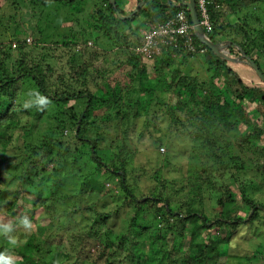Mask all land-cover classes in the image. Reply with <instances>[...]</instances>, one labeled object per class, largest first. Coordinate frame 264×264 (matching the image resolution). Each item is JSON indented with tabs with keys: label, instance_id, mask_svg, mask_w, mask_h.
<instances>
[{
	"label": "trees",
	"instance_id": "1",
	"mask_svg": "<svg viewBox=\"0 0 264 264\" xmlns=\"http://www.w3.org/2000/svg\"><path fill=\"white\" fill-rule=\"evenodd\" d=\"M113 1L114 4L110 0H31V5L35 3L43 10L52 8L48 10L53 15L52 22H65L70 17V21L77 23L79 13L90 19L88 30L81 28L77 36L66 29L65 41L60 46L53 42L58 47L67 51L78 47L80 52H86L90 32H94L95 45L102 41L100 52L97 49L86 52L88 60L79 63L72 58L66 70L56 71L50 64L42 66V62L26 60L24 56L11 65L4 64L11 56L13 39L18 42L15 47L21 48L18 30L9 38L7 48L2 46L6 51H1L0 57V168L10 163L6 156L7 143L15 132L22 142L15 146L17 155L10 163L16 172L15 186L4 189L0 176V210L12 220V231L0 234L1 264L5 260L9 264H55V255L68 257L55 249L48 251V261L41 255L46 241L39 242L37 237L50 230L51 221L37 227L29 236L20 235L21 239H17L16 235L15 244L10 240L16 234L13 228L22 224L25 217L30 222L35 221L33 211L41 210L52 217L61 204L74 197L73 194L60 198L57 189L52 190L45 177L54 173L58 163L67 156L94 163L117 178L120 192L124 194L121 207L131 205L133 209L127 232L117 241H112L106 232H109L107 221L120 207L113 212H94V218L82 233L64 232L54 236L60 246L73 244V241L78 245V259L67 264H85L84 261L113 264L110 257L116 252L112 249H125L124 259H130L133 264H166L174 252L178 253L176 264H226L223 248L239 226H247L258 218L260 206L243 190L236 195L231 186H217L216 183H221L218 181H223L226 173L233 177L234 173L245 169V162L239 157L247 152L245 147L251 154L247 159L257 154L256 167L264 171V146H261L264 141V83L250 66L253 62L264 76V0H204L210 26L209 31L203 28L204 33L214 44L230 43L222 56L201 44L191 28L185 35L176 36L170 45L157 40V52L138 53L137 49L144 43V30L176 25V15L180 12L191 26L187 9L181 6L187 0H144L140 10L130 19L122 17L131 14L143 0H128L127 10L123 5L127 0ZM195 5L201 21L197 0ZM197 57H202L205 64V76L201 78L183 70L189 60ZM105 59L116 70L128 67L125 75H119L128 82L119 83L114 74L105 78L107 64L102 62ZM95 60H99L98 65L93 62ZM241 65L252 75L241 72ZM55 110L60 115L56 118L44 116L48 123L39 126L42 116L54 114ZM163 114L195 148L191 156L195 176L188 183L187 199L180 202L165 198L161 193L162 185L157 194L133 195L126 179L122 149L116 160L106 161L98 155L101 135H87L101 124L109 128L121 124L124 134L129 133L137 140L141 135H137L138 123L142 118L144 129L154 126ZM23 123H28L30 129ZM241 127L243 132L239 131ZM231 136L234 145H231ZM209 191L217 194L214 206L205 199ZM237 196L249 214L252 212L247 218L238 215L241 208L234 210L238 205ZM79 198L82 200V196ZM150 210H153L151 222L157 232L149 234L148 239L151 245L158 246L148 252L147 238H138L145 234L146 227L141 226L139 232L134 231V227ZM80 211V208L68 212L62 209L55 215L57 219L63 214L74 217ZM201 230L208 232L206 239L196 240L194 237ZM187 231H190L187 247L180 243L173 253L162 249L169 238L173 240V232L186 237ZM157 251L161 255L156 259ZM94 252L97 254L95 261L89 260ZM8 256L16 260L11 262Z\"/></svg>",
	"mask_w": 264,
	"mask_h": 264
},
{
	"label": "rangeland",
	"instance_id": "2",
	"mask_svg": "<svg viewBox=\"0 0 264 264\" xmlns=\"http://www.w3.org/2000/svg\"><path fill=\"white\" fill-rule=\"evenodd\" d=\"M126 4L123 3L125 10H127V6H130L128 0ZM50 9L52 8L43 10L41 6L35 3L31 5V0H0V57L2 55L1 51H6L2 46L6 47L9 38L17 34L15 30L19 32L18 40L19 44L21 43V48H16L15 46L16 43L18 45V42L14 39L12 40L11 56L9 59L4 60V64L11 65L21 56H24L26 60L42 62V66L50 64L56 71H61L68 69L72 58L75 62L79 63L88 60L89 57H87L86 52H91L96 49L100 52L102 41H98L100 46L94 44L92 39L94 32H90L89 34L91 35L87 37L89 47L86 52H80V48L78 47L67 51L53 43L58 42L60 46L61 42L65 41L63 33H65L66 29H71V32H74L76 36L79 35L81 28L85 27L88 30L90 19L84 18V15L79 13L77 14L79 17L77 23L70 21V17L65 22H52L53 15L48 11ZM34 42L36 43L34 44ZM224 53L226 54V51ZM98 61L95 60L93 62L95 65H98ZM102 62L104 65L107 64L105 78L114 74L119 83H122L123 80L128 82L124 77H119V75H125V72L129 70L128 67L116 70L108 64L109 60L105 59ZM246 68V66L241 65L239 69L241 72L251 76V71L249 69L246 70ZM111 70H113V73ZM183 70L186 74L190 73L197 78L205 76L203 58L197 57L196 59L189 60L183 66ZM56 112L55 110L54 114H44L42 117L52 115L56 118L60 115ZM161 116L154 126H149L144 129L142 128V118L141 123H138L137 135H141H138L137 140L128 132V134H124L125 128L121 124L113 125L110 128L109 126L101 124L96 130L91 129L87 135L90 137L95 133L101 135L100 152L98 155L106 161L109 159L116 160L119 150L122 149V155L126 162V179L133 195L140 197L148 193L157 194L162 185L164 188L161 193L165 198L173 202H180L182 199H187L189 191L188 183L195 176V169L191 163L192 149L195 150V148L190 140L180 135L179 130H175L177 125H174L169 117L165 114ZM46 123H48V120L44 117L39 123V126ZM23 126L26 129H30L28 123H23ZM239 131L243 132L242 127ZM231 141V145H234L233 136H231ZM21 142L22 140L18 139L17 132H15L11 142L7 143L9 146L6 156L10 163L12 159H15L14 156L17 155L15 146L21 144ZM158 143H161V146H158ZM261 146H264V141L261 142ZM244 150L247 151L244 153L245 157L243 153L239 154V157L241 161L245 162V169L239 173H234L235 176L233 177H229L226 173L224 180H220L218 182L221 183L216 184L217 186L225 184L231 186L236 195L239 194V191L243 190L247 197L253 199L260 205L257 215L258 218L256 217V220L247 226H239L231 241L223 248V252L226 264H264V171L256 167L257 154L254 153L251 158L247 159V156L251 155L249 152L250 149L245 147ZM10 163L4 165V169L3 167L0 168V176L4 180L2 184L4 189L6 186L13 188L16 183L13 181L16 172ZM53 167L49 168L51 169ZM190 176L192 179H189ZM45 177L48 178V185H52V190L57 189L60 198L74 194V197H68L69 199L60 205V208L56 210L57 213L55 214H60L62 209L68 212V210H77L80 208L81 211L76 213L74 217L70 214H63L59 219H57L55 214H52V217H50L47 214H43L41 210L33 211L35 221L30 222L31 227L25 228L23 224L16 225L13 228L16 234H13L10 240L12 238L15 239L16 235L17 239H21L20 235L29 236L36 231L37 227L45 226L51 221L52 225L50 226V230L42 236L37 237L39 242L46 241L41 247V255L42 257L45 256V260L47 259L48 261L50 260V257L47 256L48 251L55 249L68 257L65 256L64 258V255L57 254L53 262L55 264H67L78 259V245L76 241H73V244L71 242V244L65 243L64 246H60L58 239L54 238V236H60L64 232L82 233L88 224H90L92 218H94V212H113L118 210L117 207H120L117 213L107 221L110 230L108 229L107 231L109 232L106 233L112 241H117L121 235L127 232V226L131 221L133 209L131 205H123L121 207L124 194L120 192L117 178L106 174L94 163H84L83 159L79 160L74 156H67L58 163L57 170L54 173ZM209 192L208 194L206 193L207 195H204L205 199L209 200L210 206H214V197L217 194L212 191ZM79 195L82 196V200L79 198ZM206 196H209V199ZM67 202L68 204L66 206L65 204ZM236 202L238 205L234 210L241 208L239 209V216L247 218L248 215L252 214V212L249 214L250 211L241 205L239 196L236 197ZM86 208L91 209L85 210ZM146 213L147 217L144 220L139 219L134 227V231L139 232L142 228L141 226L146 227V229H143L146 231L145 234L141 237L138 236V238H140L139 240L144 239V237L147 238L146 250L149 252L150 249H156L158 246L151 245L148 239L149 234L153 235L157 230L151 222L153 210ZM11 223L12 220L5 215L3 210H0V226ZM207 233L206 230H201L194 238L200 241L205 240ZM0 234H3L2 229H0ZM185 234L186 237H181L178 233L173 232V240L169 238L168 243H164L162 249L167 253H173L179 248L180 243L183 244V247H187L190 231H187ZM112 251L116 252L110 257L113 260V264H133L130 259H124L125 249H112ZM159 251L155 255L156 259L161 255ZM33 253V255H37L35 252ZM96 256L97 254L95 252L91 253L89 260L95 261ZM8 259L11 262L16 260L10 256H8ZM177 260L178 253L174 252V256L166 264H176ZM2 261L3 258L0 256V264ZM100 262H103V260ZM83 263L90 264L86 261Z\"/></svg>",
	"mask_w": 264,
	"mask_h": 264
},
{
	"label": "built area",
	"instance_id": "3",
	"mask_svg": "<svg viewBox=\"0 0 264 264\" xmlns=\"http://www.w3.org/2000/svg\"><path fill=\"white\" fill-rule=\"evenodd\" d=\"M197 2L202 14V18L199 23L202 29L205 28L207 31H209L210 26L208 24L203 7L204 0H197ZM176 23V25L165 24L163 26L152 27L150 30H144V43L140 48L137 49L138 53L147 54L149 52H157V40L163 42L165 45H170L171 41H173L176 36L185 35L190 28L192 30V24L191 26L188 24L187 18L183 12H180L176 15ZM201 52H203V50H201Z\"/></svg>",
	"mask_w": 264,
	"mask_h": 264
},
{
	"label": "water",
	"instance_id": "4",
	"mask_svg": "<svg viewBox=\"0 0 264 264\" xmlns=\"http://www.w3.org/2000/svg\"><path fill=\"white\" fill-rule=\"evenodd\" d=\"M110 2L112 4H114L113 0H110ZM144 4V0L141 1L139 3L138 6H136V8L133 10V12L131 14H129L126 17H122L123 19H130L133 15H135L140 8L142 7V5ZM181 6L185 7L189 13L190 16V20H191V24H192V30L194 32V35L197 37V39L199 40V42L201 44H203L204 46H206L210 51H212L214 54L220 55L222 56V51L230 45L229 42L225 43V44H214L210 41V39L206 36V34L204 33L198 17H197V13H196V5H195V0H187V1H183L181 3ZM238 50H240V48L238 47ZM242 57H245V55L242 53ZM246 59L248 60V58L246 57ZM250 62V61H249ZM250 66L255 70V73L257 74V76L260 78V80L264 83V76L260 73V71L258 70L257 66L253 63L250 62Z\"/></svg>",
	"mask_w": 264,
	"mask_h": 264
},
{
	"label": "clouds",
	"instance_id": "5",
	"mask_svg": "<svg viewBox=\"0 0 264 264\" xmlns=\"http://www.w3.org/2000/svg\"><path fill=\"white\" fill-rule=\"evenodd\" d=\"M21 223L24 225L25 228H30V227H31L30 221L28 220L27 217H25V218L21 221ZM0 229H2V231H3L4 234H8V233H10V232L12 231L10 224H5V225H3V226H0ZM11 242H12L13 244L16 243V241H15L14 238L11 239ZM4 264H9V262H8L7 260H5V261H4Z\"/></svg>",
	"mask_w": 264,
	"mask_h": 264
}]
</instances>
